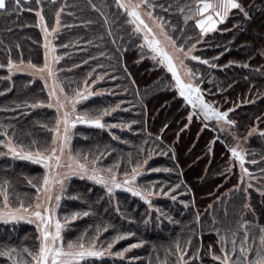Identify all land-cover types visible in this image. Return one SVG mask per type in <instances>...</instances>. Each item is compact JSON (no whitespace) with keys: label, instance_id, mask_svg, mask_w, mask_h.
<instances>
[{"label":"trees","instance_id":"1","mask_svg":"<svg viewBox=\"0 0 264 264\" xmlns=\"http://www.w3.org/2000/svg\"><path fill=\"white\" fill-rule=\"evenodd\" d=\"M154 2L158 5L154 14L163 18L166 29L177 44L187 48L200 38L201 45L205 47L202 56L217 65L211 68L197 61L192 63L197 75L203 78V92L211 94L207 98L216 105L234 107L231 114L236 124L232 130L244 132L257 125L259 131H264V0H241L250 18L246 19L233 10L223 24L217 25V30L202 38L191 21L185 25L183 16L175 7L165 12L159 6L167 8L170 3L175 5L176 0ZM64 5L67 6L61 16L62 25L71 27L62 26L54 34L57 53L61 57L57 64L59 83L71 94L70 89L84 88L86 78L90 83L94 79L93 91L104 94L81 101L77 112L119 104L116 112L104 117V123L130 125V128L98 129L77 124L72 138L74 154L77 151L84 155L90 153L89 159H92L104 152L97 167L119 164L122 171L131 168L129 160H143L151 151L152 157L144 166V174L138 177L137 184L148 186L155 183L169 187L181 184L173 193L175 201L166 196H154L153 208L149 209L138 197L122 189L108 197L102 186L73 177L66 183L65 197L58 210L61 220L63 222L65 215L70 216L74 212L88 211L90 214L72 221L66 227L65 238L75 239L86 230L94 234L97 225H111L100 236L105 247L117 233H135L116 243L113 253L143 241L141 247L126 252L123 259L113 255L90 258L83 264H149V261L156 264L154 248L169 246L177 239L183 244L190 236L194 246H198L202 237L207 248L216 240L212 231L213 220L217 222L216 227L232 225L245 202L242 192H230L240 178L230 157L232 138L220 132L214 123L205 128L202 118L194 117L188 121L191 106L179 96L166 68L151 58L146 46L143 52L138 47L144 43L142 36L133 33L132 26L126 23L129 17L117 7L116 0H56L55 4L51 0H43L44 15L50 29L55 23V11ZM37 23L34 13L27 11L21 15H0V63L7 64L8 49H11V58L15 62H19L22 55L25 63L29 60L34 64L42 63L44 34ZM109 29L111 36L108 35ZM64 44L69 47H62ZM85 60L88 63L85 64ZM245 64L248 67H243ZM8 76L7 67L0 68V92L4 93L0 95V125L4 126L0 131L15 132L16 142L25 145L33 139L50 141V134L41 125L54 122V109H33L24 103L48 102L43 81L27 73H14L6 79ZM259 131L249 137L246 146L247 167L257 176L260 168L264 167V137L259 135ZM213 140H216L214 144ZM141 148L143 153L139 152ZM252 159L258 163L251 164ZM157 168L172 171H152ZM43 172L41 165L30 161L0 157V179L6 178L11 182L13 206H16L17 194L27 204L35 194L27 179L42 177ZM248 196L255 214L245 212V219L252 224L264 225V197L255 189H250ZM209 205L212 208L209 209ZM161 212L165 215H160ZM149 216L151 222L145 227L143 220ZM35 235L34 224L26 221L5 224L0 221V245H31ZM159 255L163 258L162 250ZM204 264L213 262L205 256Z\"/></svg>","mask_w":264,"mask_h":264},{"label":"snow or ice","instance_id":"2","mask_svg":"<svg viewBox=\"0 0 264 264\" xmlns=\"http://www.w3.org/2000/svg\"><path fill=\"white\" fill-rule=\"evenodd\" d=\"M51 2L55 4L56 0H51ZM42 3L43 0H0V15H21L25 11L34 13L38 21L37 27L44 34L43 47L45 49L42 66H37L31 60L25 64L22 55L19 62H15L11 58V49H8L7 64L0 63V68L7 67L9 76L6 79H10L14 72L27 71L29 75L38 76L39 79L44 80V86L48 89V102L45 104L40 101L32 103L25 101V106L33 109L47 107L55 109L56 113L54 122L51 125L48 123L41 125L50 134V141L41 142L33 139L25 145L16 142L15 132L10 134L7 130L0 131V137H3V139H0V149H6V151L0 150V157L10 156L14 160L30 161L32 164L41 165L44 169L42 177L26 178L27 183L35 190L34 196L27 204L17 194L16 206H13L10 198L11 182L6 178L0 179V205H2V208H0V221L5 224L26 221L29 224H34L36 230L31 245H0V258H3L0 264H83L90 258H103L113 255L123 259L126 252L131 248L141 247L143 241L131 244L129 248L115 253L112 252V248L119 241L135 235V233H117L112 241L107 243V247L104 246V242L100 241V236L103 232H107L111 225H97L94 234L86 230L75 239L65 238L66 227L72 221L90 214L88 211L83 213L74 212L70 216L65 215L62 222L58 210L62 199L65 197L66 182L73 176L87 179L96 185L102 186L108 197L114 196L117 190L122 189L133 197H138L149 209L153 208L152 197L154 196H166L175 201L176 196L173 193L181 187V184L178 183L171 187L155 183L148 186L137 184L138 177L144 174V166L148 164L149 159L152 157L151 151L147 152V156L143 160H136L135 162L129 160V164L132 165L131 168H125L122 171L119 164L107 168L97 167V164L105 155L104 152H100L92 159H89L90 153L88 155H84L80 151L73 153L71 142L74 135L73 130L77 127V124H86L98 129L105 127L130 128V125L124 123L106 125L104 123V117L116 112L120 108L119 104L110 108L91 109L83 113L77 112V105L81 101L104 93L93 91L94 79L90 83L89 79L86 78L83 81L84 88L82 90L70 89L71 94L66 92L65 87L58 83L56 65L59 64L61 57L56 55V48L52 46L48 37L58 33L62 26L71 27L62 25L61 21V16L67 5L61 6L55 11V26L50 29L44 15ZM116 5L118 8L123 9L126 16L129 17L126 23L132 26L133 33L143 34L144 43L138 45L142 52L146 46L151 58L162 64L167 72L171 73L179 96L193 110L187 117L188 121L191 122L194 117L202 118L201 122L205 128L214 123L220 132L233 135V139L239 140L240 137L231 132L236 122L228 118L229 113L235 111V109L222 111L214 103L208 102L201 88L202 76H198L186 63L190 60L208 65L211 68L217 67L215 63H210L207 59L192 55L201 39L197 38L187 48L183 44L178 45L165 30L166 26L163 18H157L153 15L155 8L158 6L154 0H116ZM159 6L165 12L175 7L183 16L185 25L191 21L193 26L199 30L201 38L217 30V25L223 24L233 10L243 14L246 19L250 18L249 12L241 0H176L175 5L170 3L167 8H164L163 5ZM92 7L95 9V5H92ZM68 14L72 15L71 13ZM144 17H147L155 25V28L159 29V36ZM88 23H91V21H88ZM105 23H107V20H105ZM173 30L175 31V29ZM180 31H183V29H180ZM108 35H112L110 29ZM191 39L189 37V40ZM112 43L115 44L116 41L113 40ZM16 47L19 48V45ZM62 47L68 48L69 45L64 44ZM169 47L172 49L171 52L168 51ZM117 51L120 52L119 47ZM124 51H127V49H124ZM84 63L86 64L88 61L85 60ZM243 67H248V65L245 64ZM49 79L52 81L51 85L48 84ZM100 79H103V76ZM133 83L135 82L133 81ZM3 94L0 92V95ZM124 110L127 111V109ZM3 127V125H0V128ZM257 131V128H251L248 136H252ZM259 135L264 137V131H259ZM115 138L113 137V139ZM157 139H160V137H157ZM215 142L216 140L212 141L213 144ZM229 151L231 156L239 161L240 166L239 183L233 189H230V192H242L245 196V202L242 203L234 223L230 226L216 227L217 222L213 220L212 231L216 234V240L208 244L207 248L203 244L202 237L198 246H194L193 237L191 236L183 244L177 239L169 246L161 245L159 248H154L153 251L157 253L156 264H204L205 256L209 257L213 264H264V225L252 224L245 219V212L255 214L248 196L249 190L255 189L261 197H264V167L260 168V175L257 176L245 167V152L240 149L239 144L236 147H231ZM139 152L143 153L144 149L141 148ZM250 163L255 165L258 161L252 159ZM152 171L170 172L172 170L157 168L152 169ZM34 180L42 182H34ZM227 195L226 193L225 196ZM72 198L76 199L77 197ZM208 207L210 209L212 205ZM116 211L120 212L119 206H117ZM160 215L165 214L161 212ZM196 219L199 222V213H197ZM150 222L151 216L143 220V225L146 227ZM161 250L163 251V258L159 255ZM149 264H151V261H149Z\"/></svg>","mask_w":264,"mask_h":264},{"label":"rangeland","instance_id":"3","mask_svg":"<svg viewBox=\"0 0 264 264\" xmlns=\"http://www.w3.org/2000/svg\"><path fill=\"white\" fill-rule=\"evenodd\" d=\"M232 14V13H231ZM230 14V15H231ZM153 15L155 16V17H157V18H159L158 16H156L155 14H154V12H153ZM229 15V16H230ZM145 18V20H146V22L147 23H149V25L150 26H152L153 28H154V31H156V33H157V35L159 36V29H157V28H155V25H153V23H152V21H150V20H148L147 19V17H144ZM54 26H55V23H54ZM165 30L168 32V30L165 28ZM169 33V32H168ZM170 35V34H169ZM141 36H142V41H143V34H141ZM161 39H162V37H161ZM48 40L51 42V44H52V46L53 47H55L56 48V55H58V53H57V46H56V44H55V40H54V34L53 35H51V36H49L48 37ZM144 42V41H143ZM202 44V42H200L199 44H197V46H196V49H194L193 50V52H192V55H196V56H199L201 59H204V57L202 56V54H204L203 53V50H205V47H204V45H201ZM43 45H44V41H43ZM44 48V47H43ZM168 51H172V49L169 47L168 48ZM44 52H45V49H44ZM59 56V55H58ZM43 62H44V56H43V61H42V63L41 64H36L37 66H42L43 65ZM186 63H187V65H188V67H190L194 72H196L195 71V68L194 67H192V63L194 64V61H186ZM25 64H27V63H25ZM56 68H57V65H56ZM57 70H58V68H57ZM14 73H18V72H14ZM13 73V74H14ZM20 73H27L28 74V72L27 71H25V72H20ZM197 73V72H196ZM170 75H171V73H170ZM36 78H39L38 76L36 77ZM57 79H58V76H57ZM43 81V83H44V85H45V81L44 80H42ZM174 82V81H173ZM51 83H52V81L49 79L48 80V84L49 85H51ZM58 83H59V80H58ZM201 88H202V84H201ZM46 90H47V92H48V89L46 88ZM202 90H203V88H202ZM209 96L211 95L210 93L208 94ZM208 95H206V93H205V99L208 101V102H211V103H214L215 105H216V103L214 102V101H212V100H210V98H207L208 97ZM220 110H222V111H227L228 109H231V108H234V107H224L223 105H221V104H217L216 105ZM54 111H55V109H54ZM193 111V110H192ZM191 111V112H192ZM230 120H234V118H233V115L231 114V112L229 113V117H228ZM258 123V122H257ZM215 125V124H214ZM253 127H255V128H257L258 129V127H257V125H254V126H252V127H249L247 130H245L244 132H242V131H234V130H232L231 132L234 134V135H236V136H238V137H240V139L239 140H236V139H233V135H229L230 136V138H232V141H231V145H230V148L231 147H236L237 146V144H239V146H240V149H243L244 150V152H245V167H247V163H248V158H247V154H246V146H247V142H248V140H249V137L250 136H248V132H249V130L251 129V128H253ZM263 130H264V128H263ZM258 131H259V129H258ZM257 131V132H258ZM256 134V133H255ZM254 135V134H253ZM73 138V137H72ZM246 138V139H245ZM71 147H72V142H71ZM74 153V152H73ZM230 157H231V160L235 163V165H236V167H237V169H238V171H239V174H240V166H239V161H236L235 160V158H233L231 155H230ZM248 168V167H247ZM73 177H78V176H73ZM73 177H71V178H73ZM70 178V179H71ZM69 179V180H70ZM67 183V182H66Z\"/></svg>","mask_w":264,"mask_h":264}]
</instances>
